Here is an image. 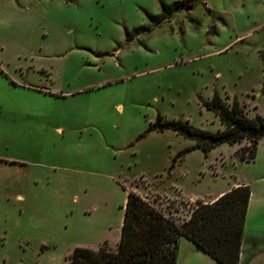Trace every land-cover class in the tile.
Returning <instances> with one entry per match:
<instances>
[{
	"label": "rangeland",
	"instance_id": "1",
	"mask_svg": "<svg viewBox=\"0 0 264 264\" xmlns=\"http://www.w3.org/2000/svg\"><path fill=\"white\" fill-rule=\"evenodd\" d=\"M175 1L0 0V155L12 159L0 165V264L117 248L126 189L182 222L206 202L181 191L264 175V154H237L246 141L193 151L170 172L195 142L151 131L159 115L216 132L200 98L219 92L264 116V0L201 1L156 25Z\"/></svg>",
	"mask_w": 264,
	"mask_h": 264
},
{
	"label": "trees",
	"instance_id": "2",
	"mask_svg": "<svg viewBox=\"0 0 264 264\" xmlns=\"http://www.w3.org/2000/svg\"><path fill=\"white\" fill-rule=\"evenodd\" d=\"M208 0H177L171 5L162 4V14L150 16L162 24L181 10L194 9L199 2ZM146 30L145 27L134 31ZM129 36V33H127ZM221 93L211 98H200L201 104L220 119L223 129L216 132L202 130L189 122L168 121L158 116L151 131H174L195 144L181 151L172 161L170 172L187 154L202 150L208 159L210 152L228 144L235 146L247 142L237 150L243 161L252 163L257 158L260 142L264 139V116H254L238 97L229 104ZM127 200L121 239L117 248L108 241L98 249L77 247L70 256V264H177L182 238L193 242L197 248L212 256L220 264H240L251 188L241 185L233 188L213 203L199 201L191 217L182 222L166 215L140 193L126 189Z\"/></svg>",
	"mask_w": 264,
	"mask_h": 264
},
{
	"label": "crops",
	"instance_id": "3",
	"mask_svg": "<svg viewBox=\"0 0 264 264\" xmlns=\"http://www.w3.org/2000/svg\"><path fill=\"white\" fill-rule=\"evenodd\" d=\"M30 88L33 90L36 89L35 86H30ZM227 96L229 95L226 94V96L223 97L225 98ZM229 97L230 100L233 99L231 96ZM240 101L242 103L246 102L242 100ZM225 145L216 148L211 152V154L216 150L224 147ZM263 154H264V139L260 142L257 158L253 163H256V161L259 160ZM11 161L12 159L0 155V165L7 164ZM224 163H226V158L223 164ZM214 170H215L214 175L218 180L219 173L217 171V168H215ZM241 185L250 186L252 194H251L249 209L247 213L240 264H264V175L261 176L258 180L256 179V180L247 181L245 179L243 180V178L240 180L238 177L236 178L235 181L229 180L228 183H224L223 187L221 188V190H219V192H217L216 194H210L209 196L206 197H187L183 194V191H181V196L191 200L201 198L204 199L206 203H213L218 198L223 196L225 193ZM122 226H123V222L121 224V229ZM101 244H103V242L99 243V245L96 248L92 246H88L87 248L98 249V247ZM177 264H220V263L209 254L197 248L196 245L187 238H182L180 241Z\"/></svg>",
	"mask_w": 264,
	"mask_h": 264
}]
</instances>
